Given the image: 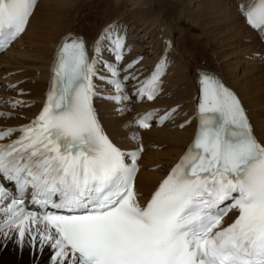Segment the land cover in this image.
Instances as JSON below:
<instances>
[{"label": "snow or ice", "instance_id": "obj_1", "mask_svg": "<svg viewBox=\"0 0 264 264\" xmlns=\"http://www.w3.org/2000/svg\"><path fill=\"white\" fill-rule=\"evenodd\" d=\"M35 7L36 0H0V50L25 32ZM239 10L264 39V0ZM125 41L126 33L109 25L93 42L90 59L85 40L67 34L55 52L38 117L0 131V139L21 133L0 145V174L15 181L20 197L4 206L6 227H15L21 245L26 235L33 247H40L38 240L47 242L57 264H264V145L238 97L209 71L197 74L192 144L151 199L139 203L134 181L142 148L122 152L93 105L100 95L94 78L115 88L117 95L110 99H130L120 94L124 85L118 78ZM170 47L171 41H165V50ZM104 52L117 63L104 60ZM166 57L167 51L134 90L138 97L153 100L159 94ZM101 64L111 79L100 74ZM153 115L140 118L139 127L148 128ZM29 189L35 203L55 211L26 212L22 197ZM0 197L7 199L3 187ZM229 200L230 205L220 207ZM233 208L239 215L221 227ZM38 216L46 230L32 227ZM7 239L0 231V246Z\"/></svg>", "mask_w": 264, "mask_h": 264}, {"label": "bare ground", "instance_id": "obj_2", "mask_svg": "<svg viewBox=\"0 0 264 264\" xmlns=\"http://www.w3.org/2000/svg\"><path fill=\"white\" fill-rule=\"evenodd\" d=\"M96 1L102 2V6H95ZM245 1L39 0L23 37L0 55V70L7 74L4 83L14 85L25 80L18 89L30 90L32 97L39 96L48 85L54 50L66 34L84 35L93 41L104 26L118 21L123 23L119 29H127L130 34L133 55H149L147 63L152 62L155 52L157 57L161 54L165 36L173 39L176 60L166 86L171 97L148 107L181 105V115L191 111L198 70L213 72L240 96L259 140L264 143V60L261 59L264 45L240 14L239 4ZM209 21L215 35L208 39ZM197 52L203 58L208 57L206 67L197 63ZM99 107L107 130L122 146L131 147L135 134L142 138L145 152L137 189L144 201L187 151L196 128L191 124L178 129L177 123L142 132L133 127L132 111L142 112L147 106L101 103ZM36 110L24 111L22 116L33 118ZM190 116L187 114L178 121L185 122ZM4 220L0 207V225ZM36 229L43 230L40 226ZM3 232L8 239L0 246V264H57L52 259L55 250L47 242L38 240L40 247H33L26 235V243L21 245L16 229Z\"/></svg>", "mask_w": 264, "mask_h": 264}, {"label": "rangeland", "instance_id": "obj_3", "mask_svg": "<svg viewBox=\"0 0 264 264\" xmlns=\"http://www.w3.org/2000/svg\"><path fill=\"white\" fill-rule=\"evenodd\" d=\"M102 4H103L102 2H97V1H96L95 6L99 7V6H102ZM193 9H194V8H193ZM197 12H198V11H197ZM210 21H212V20L210 19ZM210 21H209V22H210ZM209 22H208V24H207V28L209 27L208 29L210 30V31L208 30V33H209L208 36H207L208 39H209V38H213V35H215V34H214V33H215L214 31L211 32V30H213L214 28H213V29L211 28V26L213 27V25H212L211 22H210L211 25H209ZM210 32H211V33H210ZM212 33H213V34H212ZM210 34H211V35H210ZM210 36H212V37H210ZM192 50H197V49H192ZM196 54H198V55H197V58H198L197 63L199 64V62H201L200 64H202L204 67H206V66H207L206 64H208V63H207V62H208V57H206V58L201 57L202 55L199 54V52H197ZM201 58H202V59H201ZM203 61H204V62H203Z\"/></svg>", "mask_w": 264, "mask_h": 264}]
</instances>
